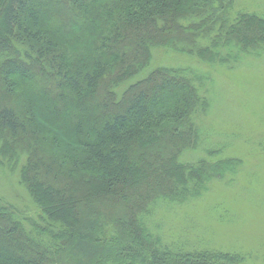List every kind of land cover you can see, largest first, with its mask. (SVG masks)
I'll use <instances>...</instances> for the list:
<instances>
[{"label": "trees", "instance_id": "16d2710c", "mask_svg": "<svg viewBox=\"0 0 264 264\" xmlns=\"http://www.w3.org/2000/svg\"><path fill=\"white\" fill-rule=\"evenodd\" d=\"M154 48L231 66L264 53V16L236 0H0V168L23 160L38 212L0 199V264H239L146 225L243 165L181 162L201 141L208 74L161 66L116 91Z\"/></svg>", "mask_w": 264, "mask_h": 264}, {"label": "rangeland", "instance_id": "374dc122", "mask_svg": "<svg viewBox=\"0 0 264 264\" xmlns=\"http://www.w3.org/2000/svg\"><path fill=\"white\" fill-rule=\"evenodd\" d=\"M236 7L264 16V0H236ZM161 66L201 70L213 79L206 92L209 110L198 120L201 141L183 153L181 162L237 158L243 165L236 176L213 180L197 201L158 204L146 225L176 250H215L236 256L239 264H264V53L209 69L193 57L154 48L149 67L116 91ZM209 152L215 156L208 158ZM22 165L23 160L14 173L0 168V199L21 216L36 218L38 212L19 184Z\"/></svg>", "mask_w": 264, "mask_h": 264}]
</instances>
